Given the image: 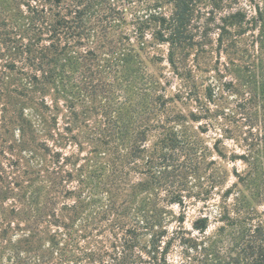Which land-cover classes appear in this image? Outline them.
Masks as SVG:
<instances>
[{
  "label": "trees",
  "instance_id": "obj_1",
  "mask_svg": "<svg viewBox=\"0 0 264 264\" xmlns=\"http://www.w3.org/2000/svg\"><path fill=\"white\" fill-rule=\"evenodd\" d=\"M168 3L170 14L150 13L141 24L168 47L166 61L184 80L180 93L196 107L188 116L167 109L171 99L158 75L148 69L152 57L143 30L139 29L138 45L125 35L110 36L114 20L124 17L112 0H0L1 26L14 22L13 29L0 32V56L10 58V65L3 67L15 69L19 64L29 84L57 90L60 86L63 96L88 102L78 125L86 132L82 144L94 155L77 166L76 190L64 192L74 195V203L61 209L56 201L59 186L71 183V173L66 180L48 174L41 203L37 195L16 199L23 213L14 200L8 203L14 194L10 184L0 185V264H167L175 245L183 250L181 264H264V211L254 205H264V0ZM200 4L209 6L204 21ZM211 31L216 36L217 66L220 56L225 57L218 77H228L224 87L234 98L225 118L234 119L235 132L249 150L241 159L250 169L240 181L251 183L249 195L234 199L233 208L222 207L219 221L224 225L207 235L208 219L202 217L192 227L196 236L183 228L185 199L191 195L187 180L199 177L208 151L178 134L175 125L187 119L201 122L211 114L214 89L197 82L186 60L192 51L194 63L198 52H208ZM0 73L4 98L8 89ZM180 97L177 93L174 99ZM7 110L3 103L1 112ZM47 118L43 126L55 130L51 128L57 126V118ZM73 119L78 123V116ZM1 121L11 120L3 115ZM208 128L207 122L198 127L203 133ZM54 133L46 134V140L55 137L58 144L61 135ZM38 145L50 151L46 141ZM53 153L58 165L59 153ZM224 195L229 198L230 189ZM173 206L180 209L178 214ZM14 230L26 236L12 240L8 235Z\"/></svg>",
  "mask_w": 264,
  "mask_h": 264
},
{
  "label": "rangeland",
  "instance_id": "obj_2",
  "mask_svg": "<svg viewBox=\"0 0 264 264\" xmlns=\"http://www.w3.org/2000/svg\"><path fill=\"white\" fill-rule=\"evenodd\" d=\"M112 2L117 5L124 17L123 20L119 17L114 20L110 36L117 38L119 34L125 35L129 43L138 45L142 37L140 39L137 37L140 35L139 29H142L143 42L148 44L147 53H149L150 58L152 57L148 69L158 75L165 87L166 97L171 99L170 103L167 104V109L175 113L181 112L185 116H188L192 111H196L194 102L186 100L180 93V91H184V80L173 74V69L166 61L168 47L153 38L151 28H146L141 24L146 21L150 13L170 14L172 7L168 0H112ZM200 6L204 12L201 16L204 21L207 15H203L208 11L209 6L204 7L201 4ZM7 23L8 27L5 28L0 24L1 33L8 31L10 28L13 29L14 24L11 23L14 22L7 20ZM208 33L212 44L207 45L208 52H198L196 63L198 62L200 65L196 67V63H194V51L190 53L186 60L188 66L192 67L197 82L204 86L210 85L214 89L213 99L209 104L211 114L201 122H193L187 119L183 124L175 125L178 134L198 142L208 151L203 165L198 170L199 177L190 176L187 180L191 195L185 199L183 228L196 236L198 234L192 227L202 217L208 219L207 235L213 234L218 227L224 225L225 222L219 221L220 215H222V207L233 208L234 199L241 198L242 193L243 195H249L247 193V183H251L250 179L240 181V179H245L250 169L249 165L241 159V157L248 155L249 150L242 142V138H239L238 133L235 132L238 129L234 125V119L225 118L226 114H230L228 109H232V99L234 98L228 95V91L224 87L228 77H218V73L223 75L221 65L224 64L225 57L223 54L220 56V65L217 66L219 56L215 51L216 36L212 31ZM1 39L2 36H0ZM3 52L4 48L1 49V53ZM6 65H10V58L2 54L0 56V72H4V87H7L8 91L4 98L0 96V185L10 184L9 186L14 190V194L9 198L8 203L14 200L17 210L23 213V207L16 199L25 198L27 200L29 197L37 195V203L44 201L46 194L43 187L46 185L48 174L54 176V172L58 179L64 177L65 180L68 173L72 174L71 183H62L59 186L61 191L57 194L59 198L56 200L57 209H61L63 204L71 205L75 200L74 195H65L64 192L71 189L76 190L77 166L84 164L85 157L90 159L94 157V155L89 154L91 149L82 144L85 143L82 136L86 132L78 125L80 116L89 107V103L81 101L77 97L63 96L65 94L58 92L61 90L60 86L57 90L53 85L44 86L42 89L40 86L33 85V82L29 84L25 75L20 73L19 64L15 69H12V66L3 67ZM193 65L195 68H193ZM0 76L2 77L1 73ZM18 86L20 87L18 91L11 93V90ZM22 87H25V89L23 90ZM203 90L204 88H202V93ZM177 93L181 96L179 100L174 99ZM3 103L8 104V110L5 114L1 112ZM42 104L49 109L46 110ZM13 107L21 111V114L18 115V113L13 112ZM74 114L79 117L78 123L73 119ZM3 115L11 121L3 124L1 121ZM48 116L57 118V126L52 124L53 128H51L55 130H48L47 127L43 126L44 120L48 119ZM67 118L71 119L68 124ZM206 122L209 128L203 133L198 127ZM9 123L11 124L9 125ZM67 125H69V130L64 131L63 129ZM52 131L61 135L58 144H54L56 142L55 137L46 140L45 135L52 133ZM55 133L53 136L56 135ZM155 140L153 139L151 142ZM41 141L47 142L50 147L49 152H45L38 145ZM81 144L82 147L80 148ZM53 152L59 153L58 165ZM137 177L133 176L132 178L136 180ZM254 182L257 187L260 186L258 180ZM229 189L231 195L227 198L224 193ZM199 193H202L203 197L200 195L197 198L196 195ZM239 202L245 204L244 201ZM254 205L258 211H264L262 203L255 202ZM171 210L176 214L180 212V209L176 206H173ZM13 221L14 223L17 222V220ZM20 223L23 225L22 222ZM175 225L172 224L173 227ZM53 229L51 227L48 231L51 232ZM48 235L49 233L46 232L41 234V237L44 240ZM25 236L23 231L17 230L8 235L9 238L15 241L22 240ZM47 243L46 241L44 245L46 246ZM184 261L182 248L178 245L172 247L167 257V264H181Z\"/></svg>",
  "mask_w": 264,
  "mask_h": 264
}]
</instances>
